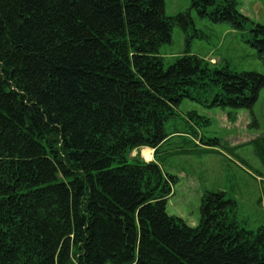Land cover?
I'll list each match as a JSON object with an SVG mask.
<instances>
[{"label": "trees", "instance_id": "obj_1", "mask_svg": "<svg viewBox=\"0 0 264 264\" xmlns=\"http://www.w3.org/2000/svg\"><path fill=\"white\" fill-rule=\"evenodd\" d=\"M191 11L252 26L264 53V24L234 0L174 17L164 0H0V264H264V226L240 227L224 193H205L190 227L166 211L174 178L130 157L156 155L182 102L251 109L264 88L188 54L164 68ZM252 143L264 166V136Z\"/></svg>", "mask_w": 264, "mask_h": 264}, {"label": "rangeland", "instance_id": "obj_2", "mask_svg": "<svg viewBox=\"0 0 264 264\" xmlns=\"http://www.w3.org/2000/svg\"><path fill=\"white\" fill-rule=\"evenodd\" d=\"M234 1L251 22L264 24V0ZM190 5L191 0H164V14L174 17L189 10ZM190 18L187 30L174 24L171 42L159 48L164 68L188 54L217 68L227 65L231 71L264 75V53L258 54L250 43L252 26L234 29L194 11ZM176 112L164 123L168 137L156 155L149 148L130 155L156 162L174 178L166 206L168 215L195 227L205 193L222 192L234 201L233 215L240 227L256 231L264 226V166L252 143L264 136V88L251 109L205 108L184 101ZM189 112L198 117L189 119ZM201 139H217L219 144L205 146Z\"/></svg>", "mask_w": 264, "mask_h": 264}, {"label": "bare ground", "instance_id": "obj_3", "mask_svg": "<svg viewBox=\"0 0 264 264\" xmlns=\"http://www.w3.org/2000/svg\"><path fill=\"white\" fill-rule=\"evenodd\" d=\"M151 158V157H150Z\"/></svg>", "mask_w": 264, "mask_h": 264}]
</instances>
